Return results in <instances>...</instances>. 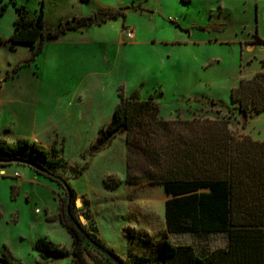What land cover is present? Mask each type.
I'll use <instances>...</instances> for the list:
<instances>
[{
    "label": "rangeland",
    "instance_id": "obj_1",
    "mask_svg": "<svg viewBox=\"0 0 264 264\" xmlns=\"http://www.w3.org/2000/svg\"><path fill=\"white\" fill-rule=\"evenodd\" d=\"M137 2L141 6L125 8ZM20 6L30 17L42 10L50 28L79 16L94 22L46 41L43 52L7 81L30 47L0 45V140L26 138L48 149L58 162L55 173L74 190L80 224L126 264H165L166 239L198 255L226 248L224 233L169 232L163 185L128 182L125 134L106 129L121 98L152 97L162 119H224L236 134L262 140L264 112L245 117L230 93L240 79L264 69V43L254 38L264 40V0H0L2 39L12 34ZM118 9L122 15L97 22V13ZM65 195L28 165L6 166L0 173V255L11 264H70L72 238L59 220L71 207ZM39 238L70 255L41 259L33 249ZM84 254L90 264H111L94 244L86 243Z\"/></svg>",
    "mask_w": 264,
    "mask_h": 264
},
{
    "label": "trees",
    "instance_id": "obj_2",
    "mask_svg": "<svg viewBox=\"0 0 264 264\" xmlns=\"http://www.w3.org/2000/svg\"><path fill=\"white\" fill-rule=\"evenodd\" d=\"M141 4L125 8H137ZM16 12L12 34L7 40L0 37V45L26 44L30 53L6 74L4 81L15 78L22 68L28 67L43 52L46 41L94 22L91 16H79L50 28L42 10L36 17H30L24 6L17 7ZM106 15L115 19L122 12L111 10ZM254 38L255 42L264 43L258 35ZM230 99L245 117L252 112H264V69L250 78L240 79L231 89ZM159 112L160 106L152 97L137 96L121 98L113 110L106 131L120 130L125 134L127 181L163 185L169 197L165 202L169 232L224 233L228 238L226 248H216L203 255L196 254L190 245H175L166 239L162 250L164 263L264 264V138L256 140L249 135H238L224 119L165 120L159 117ZM50 155L48 149L26 138L12 143L0 140V157L5 160L0 162L1 167L11 165L15 158L37 162L45 171L34 169L36 172L65 189V200L71 202V207L66 206V216L59 220L72 238L70 264H90L84 254L86 243L103 250L111 264H126L80 224L72 207L76 200L74 190L55 173L58 162ZM33 249L41 259L57 260L70 255L67 249L46 238H39ZM0 259L11 264L6 254L0 255Z\"/></svg>",
    "mask_w": 264,
    "mask_h": 264
},
{
    "label": "water",
    "instance_id": "obj_3",
    "mask_svg": "<svg viewBox=\"0 0 264 264\" xmlns=\"http://www.w3.org/2000/svg\"><path fill=\"white\" fill-rule=\"evenodd\" d=\"M106 17V14L105 13H97L96 14V19H97V22L101 23L102 20ZM5 161L3 158L0 157V162H3ZM12 162L14 163H22V164H25V165H28L30 167H32L33 169L39 171V172H44L45 169L43 168V166L37 162H33V161H25V160H21V159H13Z\"/></svg>",
    "mask_w": 264,
    "mask_h": 264
},
{
    "label": "crops",
    "instance_id": "obj_4",
    "mask_svg": "<svg viewBox=\"0 0 264 264\" xmlns=\"http://www.w3.org/2000/svg\"><path fill=\"white\" fill-rule=\"evenodd\" d=\"M87 2H89V0H87ZM137 3H138V2H137ZM126 5H127V4H125V6H126ZM122 7H124V6L121 5V6H119L118 8H122ZM2 170H4V173H5V167H3V169H0V173H1Z\"/></svg>",
    "mask_w": 264,
    "mask_h": 264
},
{
    "label": "built area",
    "instance_id": "obj_5",
    "mask_svg": "<svg viewBox=\"0 0 264 264\" xmlns=\"http://www.w3.org/2000/svg\"><path fill=\"white\" fill-rule=\"evenodd\" d=\"M19 174L18 173H15V176H18Z\"/></svg>",
    "mask_w": 264,
    "mask_h": 264
},
{
    "label": "bare ground",
    "instance_id": "obj_6",
    "mask_svg": "<svg viewBox=\"0 0 264 264\" xmlns=\"http://www.w3.org/2000/svg\"><path fill=\"white\" fill-rule=\"evenodd\" d=\"M129 36H132V33Z\"/></svg>",
    "mask_w": 264,
    "mask_h": 264
}]
</instances>
